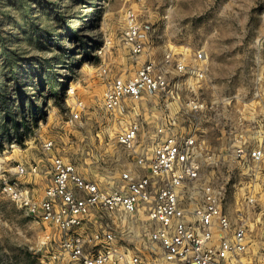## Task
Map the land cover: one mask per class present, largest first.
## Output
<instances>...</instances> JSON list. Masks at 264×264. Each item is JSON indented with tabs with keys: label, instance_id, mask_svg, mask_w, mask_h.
I'll use <instances>...</instances> for the list:
<instances>
[{
	"label": "rangeland",
	"instance_id": "rangeland-1",
	"mask_svg": "<svg viewBox=\"0 0 264 264\" xmlns=\"http://www.w3.org/2000/svg\"><path fill=\"white\" fill-rule=\"evenodd\" d=\"M127 9L142 25L145 48L137 56L123 40ZM201 50L207 62L200 81L164 62L173 53L195 65ZM149 60L171 92L125 98L107 111L106 84L131 79ZM0 87V264H57L51 253L60 250L62 237L58 226L6 194L5 183L18 178L39 198L52 181L51 156L60 155L103 191H121L124 172H147L117 142L131 122L140 125L138 155L151 156L173 134L193 137L211 156L180 190L182 203L195 208L205 193H218L232 223L246 224V264H264V160L256 165L249 155L264 149V0H0ZM191 98L205 109L191 110ZM163 126L165 133L158 131ZM47 140L51 151L44 149ZM238 147L246 149L244 158L235 156ZM19 165L29 172L18 176ZM107 230L127 253L170 264L149 238L143 208L94 209L80 232Z\"/></svg>",
	"mask_w": 264,
	"mask_h": 264
},
{
	"label": "built area",
	"instance_id": "built-area-1",
	"mask_svg": "<svg viewBox=\"0 0 264 264\" xmlns=\"http://www.w3.org/2000/svg\"><path fill=\"white\" fill-rule=\"evenodd\" d=\"M142 25L133 9L123 16V40L132 56L144 51ZM196 64L186 58L166 54L164 62L173 63L176 73H192L197 81L203 79L207 55L204 50L195 55ZM107 75L108 68H102ZM166 91L170 93L168 78L158 71L155 62L149 60L141 65L129 80L117 79L106 84L103 93L104 108L113 112L121 106L123 99H140L146 92ZM82 104L79 102L78 105ZM191 110H204L206 104L198 98L188 101ZM81 111V110H77ZM79 112L74 114L78 118ZM167 127L159 128L165 133ZM140 125L131 122L117 134V142L129 153L136 154V162L147 172L134 175L124 172L126 187L121 191L105 192L99 184L83 176L76 166L60 155L51 156V184L47 185L39 198L32 189L18 178L4 185V192L40 221L61 229L60 250L51 253L57 264H151L139 254H129L114 245L115 233L84 234L80 232L84 222L94 209L113 212L124 209L135 213L143 208L150 224L149 238L159 248L163 260L170 264H246L249 246L247 227L244 221L232 223L223 211L218 193L207 192L201 204L188 208L182 203L181 191L189 182L196 180L202 171V160L211 156L197 146L190 136L164 135L151 156L136 152ZM52 140L44 143L51 151ZM254 164L264 160V149L259 147L250 154ZM237 158L246 156V149L235 150ZM37 173V166L30 167ZM29 170L23 165L16 169L18 176ZM160 264V263H157Z\"/></svg>",
	"mask_w": 264,
	"mask_h": 264
},
{
	"label": "trees",
	"instance_id": "trees-1",
	"mask_svg": "<svg viewBox=\"0 0 264 264\" xmlns=\"http://www.w3.org/2000/svg\"><path fill=\"white\" fill-rule=\"evenodd\" d=\"M4 92V88L0 87V95H2ZM5 102V101H4Z\"/></svg>",
	"mask_w": 264,
	"mask_h": 264
},
{
	"label": "crops",
	"instance_id": "crops-1",
	"mask_svg": "<svg viewBox=\"0 0 264 264\" xmlns=\"http://www.w3.org/2000/svg\"><path fill=\"white\" fill-rule=\"evenodd\" d=\"M45 188V187H44Z\"/></svg>",
	"mask_w": 264,
	"mask_h": 264
}]
</instances>
